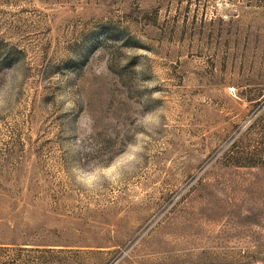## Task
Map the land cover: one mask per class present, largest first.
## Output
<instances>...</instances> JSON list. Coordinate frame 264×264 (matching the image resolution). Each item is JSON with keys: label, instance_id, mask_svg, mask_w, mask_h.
Wrapping results in <instances>:
<instances>
[{"label": "rangeland", "instance_id": "1", "mask_svg": "<svg viewBox=\"0 0 264 264\" xmlns=\"http://www.w3.org/2000/svg\"><path fill=\"white\" fill-rule=\"evenodd\" d=\"M17 75L0 264H264V0H0Z\"/></svg>", "mask_w": 264, "mask_h": 264}, {"label": "clouds", "instance_id": "2", "mask_svg": "<svg viewBox=\"0 0 264 264\" xmlns=\"http://www.w3.org/2000/svg\"><path fill=\"white\" fill-rule=\"evenodd\" d=\"M20 80H22V75H17L15 78V83L10 82L6 78L4 86L0 87V109L6 108L11 102L14 89L16 86H18ZM150 119L151 123L155 127L159 126L160 120L158 116ZM142 151L143 145L133 146L132 151L126 154L120 164L134 166L135 163L138 162L139 154ZM120 164H114L106 169L97 168L90 171H79L76 174V182L89 191L98 190V188L101 187L105 181L116 183L120 178V172L118 171Z\"/></svg>", "mask_w": 264, "mask_h": 264}, {"label": "snow or ice", "instance_id": "3", "mask_svg": "<svg viewBox=\"0 0 264 264\" xmlns=\"http://www.w3.org/2000/svg\"><path fill=\"white\" fill-rule=\"evenodd\" d=\"M109 171H111V170H109Z\"/></svg>", "mask_w": 264, "mask_h": 264}]
</instances>
